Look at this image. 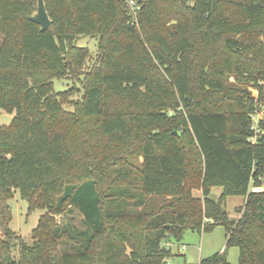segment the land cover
Listing matches in <instances>:
<instances>
[{
    "label": "trees",
    "instance_id": "1",
    "mask_svg": "<svg viewBox=\"0 0 264 264\" xmlns=\"http://www.w3.org/2000/svg\"><path fill=\"white\" fill-rule=\"evenodd\" d=\"M42 1L43 32L30 19L38 0H0V111L14 114L0 126V200L16 190L47 212L17 259L0 213V264H165L170 238L216 226L238 264H264V0H164L172 18L135 0L137 25L125 0ZM79 36H98L99 56L68 113L53 81L82 75ZM231 75L259 88L256 121L250 93L228 91ZM116 148L142 162L108 161ZM230 196L244 198L236 220L223 208ZM66 207L86 229L57 258L67 238L50 215ZM199 264L229 263L224 250Z\"/></svg>",
    "mask_w": 264,
    "mask_h": 264
},
{
    "label": "rangeland",
    "instance_id": "2",
    "mask_svg": "<svg viewBox=\"0 0 264 264\" xmlns=\"http://www.w3.org/2000/svg\"><path fill=\"white\" fill-rule=\"evenodd\" d=\"M138 1V0H136ZM159 7L164 8V13L169 14L172 18L174 16L173 6L170 8L168 5H172L164 0H155ZM35 13L37 9V3L35 2ZM139 9V7H137ZM137 9V10H138ZM133 22L137 25V12H131L129 10ZM34 13V14H35ZM138 27V26H137ZM141 34V30L139 29ZM0 37V43H1ZM73 45L77 48H82L87 51L88 56L84 62L82 68V75L79 80L75 81L62 79L53 81L54 93L58 94L63 111L68 113H74L75 105L81 99L83 94L84 74L88 73L92 67L97 63L99 56V37L98 36H79L73 42ZM234 76L228 77V91H232L235 88L246 90L250 93L254 104L256 105L257 115L254 121L261 117L259 110V88L254 87L256 85H244L237 82ZM256 84L264 87V81L257 80ZM14 114H8L5 111H0V126L7 127L10 125ZM72 127H69V134L72 137ZM128 148L120 150L118 148L113 151L106 152L108 161H112L118 158H125L131 165L137 166L142 162V158L137 156L136 151H131L128 154ZM129 155L130 157H127ZM127 157V158H126ZM263 188V187H262ZM259 191L260 189H253ZM262 190V189H261ZM221 194V188L215 187L211 190L210 198L217 200ZM191 195L194 198L202 199L200 189L193 188ZM243 198L240 196L227 197L224 203V209L227 212L230 219H238L240 216L236 210L243 205ZM3 212L6 216V226L12 232L13 237L9 240L5 238V234L2 230V222L0 220V239L7 240L10 244V254L13 258L17 259L18 245L24 243L28 246H32L35 238L33 232L37 227L39 219L46 215L45 210L33 209L29 210L28 202L23 200L18 191L12 192V197L8 199L0 200V213ZM53 220V226L59 227L62 230L63 238H67V241L61 240L56 247L57 258L61 257L62 254L70 251H74L75 245L72 241H69L70 236L75 237L79 233L83 232L86 227L83 219V215L76 207H66L64 212L59 214L50 215ZM74 234V235H71ZM70 234V235H69ZM172 253V257L165 261V264H199L202 259L210 256L221 254L225 250V257L229 264H238V249L236 247L226 248V232L223 227L216 226L211 232L198 233L195 231L186 230L177 241L175 238H170L167 245ZM181 246H185L184 250H181ZM49 250V249H48Z\"/></svg>",
    "mask_w": 264,
    "mask_h": 264
},
{
    "label": "water",
    "instance_id": "3",
    "mask_svg": "<svg viewBox=\"0 0 264 264\" xmlns=\"http://www.w3.org/2000/svg\"><path fill=\"white\" fill-rule=\"evenodd\" d=\"M30 19L33 23L40 27L42 32L50 27L51 21L46 13V9L42 0H38L36 13Z\"/></svg>",
    "mask_w": 264,
    "mask_h": 264
},
{
    "label": "built area",
    "instance_id": "4",
    "mask_svg": "<svg viewBox=\"0 0 264 264\" xmlns=\"http://www.w3.org/2000/svg\"><path fill=\"white\" fill-rule=\"evenodd\" d=\"M125 4L127 5V7L129 8V10L131 12H135L136 9H137V4L135 2V0H125ZM264 191V189H263ZM181 250H184L185 249V246H181L180 248Z\"/></svg>",
    "mask_w": 264,
    "mask_h": 264
},
{
    "label": "crops",
    "instance_id": "5",
    "mask_svg": "<svg viewBox=\"0 0 264 264\" xmlns=\"http://www.w3.org/2000/svg\"><path fill=\"white\" fill-rule=\"evenodd\" d=\"M243 201H244V198H243Z\"/></svg>",
    "mask_w": 264,
    "mask_h": 264
}]
</instances>
